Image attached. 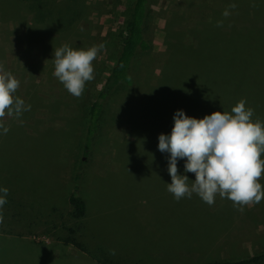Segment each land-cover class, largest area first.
Segmentation results:
<instances>
[{
  "label": "rangeland",
  "instance_id": "1",
  "mask_svg": "<svg viewBox=\"0 0 264 264\" xmlns=\"http://www.w3.org/2000/svg\"><path fill=\"white\" fill-rule=\"evenodd\" d=\"M132 1L84 0L69 30L32 26L41 40L27 44L16 37L26 19L7 15L18 0H0V66L31 106L3 118L0 264H206L264 253V198L243 210L219 195L211 206L195 194L177 201L166 190L168 154L157 149L179 109L202 119L243 99L252 119L264 121V0H153L150 49L133 58V84L106 95L84 156L88 109L120 52ZM201 20L213 22L194 33ZM64 44L104 46L78 98L52 75L54 49ZM177 167L183 173L182 160ZM78 168L81 218L68 203Z\"/></svg>",
  "mask_w": 264,
  "mask_h": 264
},
{
  "label": "clouds",
  "instance_id": "2",
  "mask_svg": "<svg viewBox=\"0 0 264 264\" xmlns=\"http://www.w3.org/2000/svg\"><path fill=\"white\" fill-rule=\"evenodd\" d=\"M222 15L227 17L229 12L225 10ZM103 47L80 49L64 44L54 49L52 75L69 94L80 97L86 83L94 78L92 62ZM19 84L0 66V134L8 132L4 117L19 118L30 110L31 106L15 95ZM252 117L253 109L246 107L243 99L230 112L217 111L202 119L188 116L182 109L174 112L171 131L158 135L157 149L168 154L171 183L165 184L175 200L190 199L195 194L211 206L219 195L243 210L244 205L264 198V186L259 182L264 174V121ZM181 160L183 173H178ZM186 173L194 174L195 179L189 180ZM7 195L8 189L0 186V209L7 203Z\"/></svg>",
  "mask_w": 264,
  "mask_h": 264
},
{
  "label": "trees",
  "instance_id": "3",
  "mask_svg": "<svg viewBox=\"0 0 264 264\" xmlns=\"http://www.w3.org/2000/svg\"><path fill=\"white\" fill-rule=\"evenodd\" d=\"M83 1L84 0H18L16 5H12L11 2L7 3V15L9 19L15 20L18 16H22V18H25L27 21V25H25V23L23 24L25 30L23 27L18 30L14 28L12 33L24 30L20 36L18 35L16 37H19L20 40L29 44L33 41L38 42L41 40V36H35L37 35L35 34L36 27L32 26L40 28L49 26L52 31L65 32L84 16L85 8L83 6ZM152 2L153 0H133L131 3L124 30L119 35L120 52L110 71L103 78L101 89L92 100L88 109V121L84 136V156L87 155L93 135L97 130L99 116L103 108V100L106 95L119 84H125L127 86L133 84V76L131 73L133 58L137 53L150 49V45L144 37V28L146 16ZM20 11L22 12L19 13ZM212 12L213 15L214 11ZM212 22V20L199 21L193 30L194 33L202 31L204 25H210ZM79 177L80 169L78 168L74 175L73 191L68 196V203L73 209L72 215L75 218H81L85 212L84 202L76 193ZM263 258L264 253L237 261H214L206 264H255Z\"/></svg>",
  "mask_w": 264,
  "mask_h": 264
},
{
  "label": "crops",
  "instance_id": "4",
  "mask_svg": "<svg viewBox=\"0 0 264 264\" xmlns=\"http://www.w3.org/2000/svg\"><path fill=\"white\" fill-rule=\"evenodd\" d=\"M1 240V239H0ZM3 240H6V241H10L11 239H3ZM251 256H253V255H251ZM251 256H249V257H251ZM245 258H247V257H245ZM243 259V258H242ZM239 260V259H238Z\"/></svg>",
  "mask_w": 264,
  "mask_h": 264
}]
</instances>
